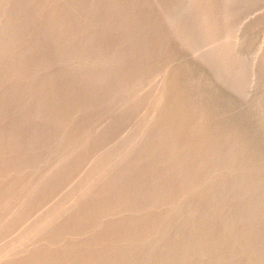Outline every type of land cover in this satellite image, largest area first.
Listing matches in <instances>:
<instances>
[{"label":"rangeland","instance_id":"obj_1","mask_svg":"<svg viewBox=\"0 0 264 264\" xmlns=\"http://www.w3.org/2000/svg\"><path fill=\"white\" fill-rule=\"evenodd\" d=\"M257 181L264 0H0V264H235Z\"/></svg>","mask_w":264,"mask_h":264},{"label":"bare ground","instance_id":"obj_2","mask_svg":"<svg viewBox=\"0 0 264 264\" xmlns=\"http://www.w3.org/2000/svg\"><path fill=\"white\" fill-rule=\"evenodd\" d=\"M185 6H186V4L184 5V7ZM174 7L176 8V6H173L171 9H168L169 11H167V14H166L168 16V18L175 16L174 12H175V10L178 7L176 9ZM182 8H183V6H182ZM182 8H180L181 10L180 9H178V10L182 11L183 10ZM176 12H179V11H176ZM231 172H230V174H231ZM241 172H243V171H241ZM241 172H239V173L241 174ZM236 179L237 178H235V180ZM237 180H236L237 182H240V183L242 182V181H239V179H237ZM228 181H229V179H228ZM230 182H231V178H230ZM235 182L232 183L234 187L236 186V185H234V184H236ZM228 183L229 182H227V186L230 185V184L228 185ZM227 188L229 189L230 187H227ZM231 190H232V186H231ZM240 190H241V191H239L240 193L238 195H236L235 198H233L232 200L230 199L231 202L228 199V201L230 202L229 208L231 210L229 211V209H228V214L229 215H228V219L227 218L226 219L228 221L232 220L231 222H229L228 226L230 225V223H233V225L232 226H229L230 227L229 230H228L229 234L226 232L227 230L225 231L228 234V236H226L224 234L226 237L223 236V238L225 237V239H223V240H226V239L228 241L233 240V238H235L234 237V234H233L234 233L233 231H236V230H234L235 227L237 229L239 224H241L242 226H245V229H244L245 230V233L244 232L242 233L244 235L245 241L243 239V241H244L243 243L245 245L242 244V246L244 245L241 248L242 250L240 251L242 253L240 255H238V259H237L238 261L235 262V264H240V263H243V264H264V261H263L264 245L262 244V246H261V243L262 242H260V241H262L261 239L264 238L263 237L264 236V222H260L258 224V227L255 228V230H253V231L251 230L252 232L250 231V227L252 226V224H255L254 222H257L258 223L259 221H263L264 220V198H263L264 197V184H262V183H260L258 181L256 183H254L252 186L245 183L244 185L241 186V189ZM228 193L226 195L227 197L230 194V193L229 194ZM219 196H221V195H218V199L220 198ZM223 197H225V195ZM228 198H231V197H228ZM220 199H222V198H220ZM248 202H250V203H248ZM228 205H229V203H228ZM240 209H241V211H240ZM213 217H215V216H213ZM210 218H212V215H211ZM216 219L217 220L218 219L220 220L221 218L219 217V218H216ZM216 219L214 218V220H216ZM222 220H223V218H222ZM211 221H213V220H211ZM226 222L227 221H225V224H226ZM242 229H243V227H242ZM239 230H241V229H239ZM240 232H242V231H240ZM235 235H237V233H235ZM239 235H241V234H239ZM237 237L240 238V236H238V235H237ZM237 241H238V239H237ZM238 242H240V240ZM263 243H264V241H263ZM220 244H218V242H217L216 245H220ZM214 246H213V249H214ZM218 247H220V246H218Z\"/></svg>","mask_w":264,"mask_h":264}]
</instances>
